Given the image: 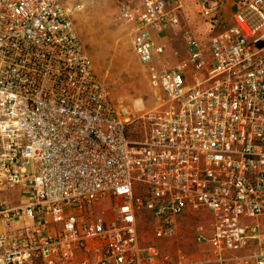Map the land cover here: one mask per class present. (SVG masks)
Instances as JSON below:
<instances>
[{"label":"built area","instance_id":"2783aa9c","mask_svg":"<svg viewBox=\"0 0 264 264\" xmlns=\"http://www.w3.org/2000/svg\"><path fill=\"white\" fill-rule=\"evenodd\" d=\"M226 4L202 1L210 35L187 31L176 64L153 31L181 25L183 0L119 4L157 89L137 108L97 76L84 3L0 0V264H202L140 239L141 212L170 240L192 211L210 214L209 262L264 264V0H235L231 22Z\"/></svg>","mask_w":264,"mask_h":264},{"label":"rangeland","instance_id":"374dc122","mask_svg":"<svg viewBox=\"0 0 264 264\" xmlns=\"http://www.w3.org/2000/svg\"><path fill=\"white\" fill-rule=\"evenodd\" d=\"M66 1L85 4L83 11L76 17L75 25L87 52L93 59L97 76L109 87L112 97L115 100L124 98L126 102L137 108L153 106L157 89L133 49V25L120 16L119 4L123 0ZM202 1L196 0V4L201 5ZM231 4L227 0L224 8V17L229 22L232 21L235 0H232ZM226 9L231 11V16L226 15ZM187 31L198 32V36L205 32L210 35L209 24L198 10L192 12L186 8L181 15V25L166 32L164 42L166 53L163 59L171 64L186 60L188 50L184 34ZM133 188L135 192L142 191V186L136 181H133ZM10 196L11 202L15 204L25 202L21 193H10ZM104 204L108 206L109 202ZM98 208L101 210L102 205ZM113 218L114 214L109 212L108 219ZM210 219L207 211L188 212L182 218L179 236L175 239L163 240L154 237L150 214L141 212L138 217L141 243L158 244L164 253L169 254L173 259H176L180 251L188 252L194 257L190 250L193 251L195 245L198 246L197 248L201 246L195 241V227L199 223L208 224Z\"/></svg>","mask_w":264,"mask_h":264},{"label":"crops","instance_id":"0c3cea01","mask_svg":"<svg viewBox=\"0 0 264 264\" xmlns=\"http://www.w3.org/2000/svg\"><path fill=\"white\" fill-rule=\"evenodd\" d=\"M141 0H123L122 2H127L128 4H130L131 6H135V4H139ZM229 3H232V0H229ZM174 1L172 2V6L174 7ZM183 11L187 8L189 10H191L192 12H197V10L200 12L201 11V5L200 4H196V0H183ZM232 5V4H231ZM230 5V7H232ZM228 8V7H227ZM201 13V12H200ZM226 15L229 17L231 16V11L229 9H226ZM208 30V29H207ZM198 33V32H197ZM196 33V34H197ZM153 35L155 38L156 43L158 44H165V39H166V33L165 32H158L156 30L153 31ZM200 36H202L203 38L205 37H209L208 34H203ZM18 193V192H16ZM19 204V203H18ZM177 238V237H176ZM175 239V238H174ZM196 247V248H195ZM195 247L193 248V251L190 250L191 252H193L194 258L198 261V262H202V264H219L216 262H209L208 258H209V250H210V246L209 244H203L201 246H199V248H197L198 246L195 245ZM256 245L254 243H249L242 252L244 253H249L250 251H252L253 249H255ZM198 249V250H197ZM198 251V252H196Z\"/></svg>","mask_w":264,"mask_h":264}]
</instances>
